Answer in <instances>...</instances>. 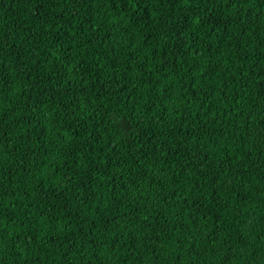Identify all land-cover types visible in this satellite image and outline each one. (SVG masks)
Segmentation results:
<instances>
[{"label": "trees", "instance_id": "obj_1", "mask_svg": "<svg viewBox=\"0 0 264 264\" xmlns=\"http://www.w3.org/2000/svg\"><path fill=\"white\" fill-rule=\"evenodd\" d=\"M182 4L0 0V264H264V0Z\"/></svg>", "mask_w": 264, "mask_h": 264}, {"label": "snow or ice", "instance_id": "obj_2", "mask_svg": "<svg viewBox=\"0 0 264 264\" xmlns=\"http://www.w3.org/2000/svg\"><path fill=\"white\" fill-rule=\"evenodd\" d=\"M135 0H126L127 4H134ZM209 2H211V0H209ZM221 2L223 4H225L226 6L231 7V0H221ZM185 4H187V0H185ZM185 4H182L181 6L184 7ZM190 7V5H188ZM260 95L264 96V86L261 87L260 89Z\"/></svg>", "mask_w": 264, "mask_h": 264}]
</instances>
